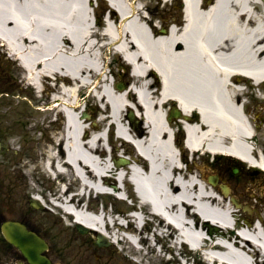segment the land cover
I'll return each instance as SVG.
<instances>
[{
  "label": "bare ground",
  "instance_id": "6f19581e",
  "mask_svg": "<svg viewBox=\"0 0 264 264\" xmlns=\"http://www.w3.org/2000/svg\"><path fill=\"white\" fill-rule=\"evenodd\" d=\"M90 1L0 0V49L17 57L37 93L49 78L60 82L52 98L63 110L64 126L53 135L40 169L45 172L51 165L53 174L72 177L81 197L68 199L57 191L49 203L69 214L74 225L102 235L108 231L113 247L125 245L131 251L126 259H142V242L157 257L150 239L141 237L144 217L139 212L133 213L132 230L121 226L115 210L85 207V195L116 200L113 192L123 197L116 184L129 177L141 201L138 207H145L147 229L165 238L167 245L177 248L184 241L196 249L203 244L212 264H264V185L248 179L234 182L236 190L253 193L246 200V212L233 204L231 187L223 194L208 183L204 172L223 159L246 171L257 168L264 177V148L250 147L264 137V128L255 120L264 114V93L253 95L260 104L253 118L243 90L248 81L264 85V2L214 0L207 6L184 0L181 26L160 34L154 24L138 19L143 14L133 8L129 12L123 0H107L113 9L109 18L118 25L105 20L99 33L92 26ZM104 49L119 65L130 67V84L124 90L106 76ZM70 80L71 86H66ZM85 92L88 102L99 106L97 120L90 125H85L89 117L81 119L76 113L81 106L78 95ZM170 101L184 116V151L172 140L174 123L165 120L164 107ZM136 109L143 116L131 123L125 114ZM107 126L114 127L122 143L118 148L109 138L112 153L105 140ZM126 151L127 164L111 161ZM232 218L241 220L238 235L231 233ZM208 227L216 231L209 234Z\"/></svg>",
  "mask_w": 264,
  "mask_h": 264
},
{
  "label": "rangeland",
  "instance_id": "374dc122",
  "mask_svg": "<svg viewBox=\"0 0 264 264\" xmlns=\"http://www.w3.org/2000/svg\"><path fill=\"white\" fill-rule=\"evenodd\" d=\"M103 11L104 7H100L96 11L100 25H102L101 16ZM163 11L165 19L177 14V21L181 23V14L172 12L171 6L164 5ZM157 26V28H161L164 25ZM104 51H106L103 54L107 57L106 61L111 62L108 66L109 75L113 76L118 84L122 83L127 86L130 78L128 70L120 67L117 58L112 57L109 50L104 49ZM106 53L108 54L106 55ZM49 90H51V87ZM42 97L45 98V95L42 94ZM253 98L250 97V107L254 116L257 113V105L260 104H257ZM166 105L164 110L168 111L169 107H166ZM45 107L43 103L40 104L37 100L33 88L24 82L23 72L5 55L4 50L0 49V210H8L10 214H18L26 218L31 217L37 230L45 234L47 240L51 241L50 245L55 248L76 247L83 243L84 246L86 245L90 249L89 251H101L97 252L99 254L98 257L91 258L90 254L88 257L85 256V260L90 264H164L160 260V256L153 257V252L150 249L147 250V254H143L142 259L138 263L126 259L122 252L120 253L118 249L112 246L100 250L93 242L95 236L92 233L79 234L71 218L64 217L60 211L50 212L45 208L32 209L30 207L31 196L38 195L47 203V200L52 195L55 196L57 192L49 174L40 169V165L48 149L53 146V141H55L53 135L59 134L63 130V116L58 113L57 109H51V104ZM95 107L99 106L88 102L85 104L82 113L87 112L90 118L92 117L95 120L97 117L95 116ZM261 138L263 137L261 136ZM117 147L119 148L120 146L117 144ZM233 166L240 169L239 174H231L234 169L232 168ZM212 169L215 170V173L204 170L207 177L217 174L228 180L232 197H235L243 204L246 203L248 197H252L253 193L236 190L235 185L237 184H234L235 181L248 179L264 185V177L261 174L252 175L250 174L251 171H246L245 168L237 163L220 159ZM68 180L72 181L71 178ZM261 188L263 187L261 186ZM262 195L264 204V190ZM98 200L110 212L114 210L117 213L124 211V206L114 200H109L105 197H101ZM91 206H95L93 201ZM262 215L264 216V210ZM68 224H72V226L68 227ZM124 253L129 256L131 251L126 249ZM66 260V256L59 257L61 262H66Z\"/></svg>",
  "mask_w": 264,
  "mask_h": 264
},
{
  "label": "flooded vegetation",
  "instance_id": "af4514ba",
  "mask_svg": "<svg viewBox=\"0 0 264 264\" xmlns=\"http://www.w3.org/2000/svg\"><path fill=\"white\" fill-rule=\"evenodd\" d=\"M208 0H203V3L206 2L208 4ZM124 4L126 5L128 11L139 12L138 14H143V16H139L141 22L145 24H165L170 26L174 23H179L177 21V14L172 15L170 18H164V2L162 0H123ZM173 12L180 13L181 12V3L179 0H173ZM166 20V21H164ZM182 20V16H181ZM161 29L158 30L160 32ZM104 51V50H103ZM260 92L264 93V85H260ZM260 106V105H259ZM258 106V107H259ZM256 118L257 116H252ZM256 122L259 124L261 128H264V114H260L259 118L255 119ZM174 124V128L177 131H180V135L183 134L182 129V121H172ZM263 137V136H262ZM260 147L264 148V137L259 140ZM219 177V176H218ZM220 181L225 179L223 177H219ZM229 179V178H228ZM228 182V180H225ZM230 181H232L230 179ZM233 182V181H232ZM12 219L17 220L19 223H22L26 226L29 231H32L39 235L40 237H45L41 232L36 229V225L34 224L33 220L30 218H26L24 216H20L18 214H10L8 210H0V264H32L30 263L22 254L21 252L12 244H10L6 238L4 237L1 225L4 222L12 221ZM95 242V241H94ZM96 249V248H95ZM90 249L87 247H83V244L78 247H66L63 250H55L54 247L50 246V243L47 244V248L42 252V255L48 259L49 264H90L85 260V256L88 257V254H95L96 251H89ZM68 255L71 257L66 262H56L54 261L57 256ZM98 264V263H92Z\"/></svg>",
  "mask_w": 264,
  "mask_h": 264
},
{
  "label": "water",
  "instance_id": "95a60500",
  "mask_svg": "<svg viewBox=\"0 0 264 264\" xmlns=\"http://www.w3.org/2000/svg\"><path fill=\"white\" fill-rule=\"evenodd\" d=\"M174 112L172 115L176 116L177 112ZM79 228L82 232L86 231L85 227L79 225ZM2 229L8 240L18 247L28 260L40 264L44 263V260L39 256V252L43 246L37 237L28 233L23 226L14 223L5 224ZM106 243L100 237L97 240L98 245H104Z\"/></svg>",
  "mask_w": 264,
  "mask_h": 264
}]
</instances>
